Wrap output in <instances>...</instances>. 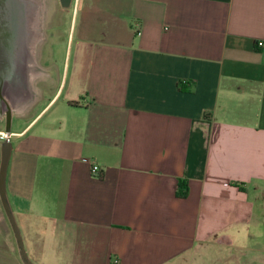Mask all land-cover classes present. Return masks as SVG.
<instances>
[{"label":"crops","instance_id":"crops-1","mask_svg":"<svg viewBox=\"0 0 264 264\" xmlns=\"http://www.w3.org/2000/svg\"><path fill=\"white\" fill-rule=\"evenodd\" d=\"M65 14L66 55L40 52L37 96L10 119L32 260L199 264L223 244L264 264L247 242L264 228V0H55L49 26ZM8 233L0 264H23Z\"/></svg>","mask_w":264,"mask_h":264},{"label":"rangeland","instance_id":"rangeland-1","mask_svg":"<svg viewBox=\"0 0 264 264\" xmlns=\"http://www.w3.org/2000/svg\"><path fill=\"white\" fill-rule=\"evenodd\" d=\"M59 1V0H57ZM54 2L55 0H43L44 3V9L42 14V29L44 33H46V39L44 38L42 42L38 45L36 54L39 55V51H43L44 55H51L55 57L57 60H61L66 55L67 50V37H68V31H69V21L70 16L68 14H65L63 17V22H61V25L59 28L57 27H49V15L50 11L54 8ZM7 95V94H6ZM8 102L10 106L12 107L13 101L12 98L7 95ZM13 113V112H12ZM15 123L17 122V116H15ZM7 124V115L6 113H3L2 116L0 115V131L6 129ZM4 139V137L1 136L0 133V142ZM0 199H2L0 197ZM3 219V220H1ZM8 219V220H7ZM264 227V226H263ZM8 234L12 238V244L13 248L17 249V240L15 237V232L13 230V227L11 225V222L7 216V213L5 211V208L0 200V261L4 263V237ZM260 236H256L252 239H250L249 243H260L264 244V228L260 231ZM14 249V250H15ZM19 250V247H18ZM15 257H20L23 264H26L19 251H15L14 254ZM242 253L241 251H237V248L226 246L223 244H216L212 247L210 251V256L201 257L198 258L199 264H237L235 262L241 260ZM256 260H260L257 258ZM250 263V262H249Z\"/></svg>","mask_w":264,"mask_h":264},{"label":"flooded vegetation","instance_id":"flooded-vegetation-1","mask_svg":"<svg viewBox=\"0 0 264 264\" xmlns=\"http://www.w3.org/2000/svg\"><path fill=\"white\" fill-rule=\"evenodd\" d=\"M16 3L18 4L17 0H15ZM13 19L15 21L13 25L4 24V56L1 57V70L4 72L0 79V111L3 113H6L9 103L7 95L15 100L17 98L15 96L28 84L27 67L30 50L29 28L25 25L27 16L25 17L23 10L19 8L14 12ZM46 34L47 31L44 33L45 39Z\"/></svg>","mask_w":264,"mask_h":264},{"label":"water","instance_id":"water-1","mask_svg":"<svg viewBox=\"0 0 264 264\" xmlns=\"http://www.w3.org/2000/svg\"><path fill=\"white\" fill-rule=\"evenodd\" d=\"M63 4L68 5L70 0H61ZM18 4H15V0H0V56H4V24L13 25L15 23L13 19L14 12L21 8L23 10L24 16L26 17L27 9L25 7L23 0H17ZM25 25H28L27 19L25 20ZM14 100V99H13ZM7 113V124L6 131L9 135L4 138L1 144V163H0V195L2 198V202L4 204L5 210L9 217V220L12 224L13 230L16 235L19 252L26 264H36L25 247L24 238L18 224L16 215L12 209L10 200L8 198L7 189H6V172L8 167V162L10 158L12 141L10 139V119L12 116V109L10 104L8 103V107L6 108Z\"/></svg>","mask_w":264,"mask_h":264},{"label":"bare ground","instance_id":"bare-ground-1","mask_svg":"<svg viewBox=\"0 0 264 264\" xmlns=\"http://www.w3.org/2000/svg\"><path fill=\"white\" fill-rule=\"evenodd\" d=\"M27 9V22L29 28V50L30 59L27 67V87L23 89L15 100L12 99L13 105L11 107L12 112L21 114L26 111L28 106L35 100L37 96V88L35 81L45 74V70L40 68L36 59V50L38 45L44 39V31L42 29V14L44 9L43 0H23ZM0 56V79L3 75L1 70V58ZM11 96V95H10ZM3 111H0L2 116Z\"/></svg>","mask_w":264,"mask_h":264},{"label":"built area","instance_id":"built-area-1","mask_svg":"<svg viewBox=\"0 0 264 264\" xmlns=\"http://www.w3.org/2000/svg\"><path fill=\"white\" fill-rule=\"evenodd\" d=\"M132 26H133V29H134L136 34L140 35L143 33L142 22L140 20H138V19L134 20ZM257 44L259 46H264V39H259L257 41ZM0 133H1V136L4 138H6L9 135V133L6 130H2V131H0ZM92 172L95 175L101 174V167L98 163H96V162L92 163Z\"/></svg>","mask_w":264,"mask_h":264},{"label":"trees","instance_id":"trees-1","mask_svg":"<svg viewBox=\"0 0 264 264\" xmlns=\"http://www.w3.org/2000/svg\"><path fill=\"white\" fill-rule=\"evenodd\" d=\"M73 102H77V101L73 100ZM240 184L242 186V183H240ZM178 193L179 194H183V195L187 193V185H186V182L183 179H181L180 182H179Z\"/></svg>","mask_w":264,"mask_h":264}]
</instances>
